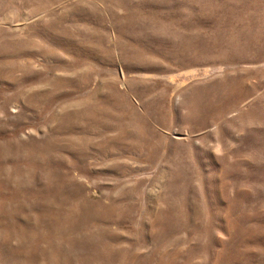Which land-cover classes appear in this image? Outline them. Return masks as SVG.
Wrapping results in <instances>:
<instances>
[{"label":"rangeland","instance_id":"374dc122","mask_svg":"<svg viewBox=\"0 0 264 264\" xmlns=\"http://www.w3.org/2000/svg\"><path fill=\"white\" fill-rule=\"evenodd\" d=\"M0 264H264V0H0Z\"/></svg>","mask_w":264,"mask_h":264}]
</instances>
